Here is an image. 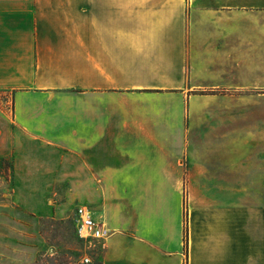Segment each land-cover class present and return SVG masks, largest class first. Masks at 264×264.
I'll use <instances>...</instances> for the list:
<instances>
[{"label": "crops", "instance_id": "obj_1", "mask_svg": "<svg viewBox=\"0 0 264 264\" xmlns=\"http://www.w3.org/2000/svg\"><path fill=\"white\" fill-rule=\"evenodd\" d=\"M246 91L264 105V0H0V170L43 215L75 187L98 264H264Z\"/></svg>", "mask_w": 264, "mask_h": 264}, {"label": "rangeland", "instance_id": "obj_2", "mask_svg": "<svg viewBox=\"0 0 264 264\" xmlns=\"http://www.w3.org/2000/svg\"><path fill=\"white\" fill-rule=\"evenodd\" d=\"M246 91V125L262 126L264 105L250 102ZM258 99V98H257ZM0 174V264H84L83 258L99 256L101 247L76 232L75 187H55L49 194L53 208L48 215L28 211L13 201L10 161L2 162Z\"/></svg>", "mask_w": 264, "mask_h": 264}, {"label": "built area", "instance_id": "obj_3", "mask_svg": "<svg viewBox=\"0 0 264 264\" xmlns=\"http://www.w3.org/2000/svg\"><path fill=\"white\" fill-rule=\"evenodd\" d=\"M75 228L78 236L90 243H97L106 236L105 224L95 219L85 205H78L74 210ZM84 264H98L91 256L83 258Z\"/></svg>", "mask_w": 264, "mask_h": 264}]
</instances>
